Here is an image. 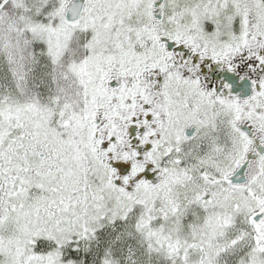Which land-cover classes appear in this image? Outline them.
<instances>
[{
	"label": "snow or ice",
	"instance_id": "6c2138e0",
	"mask_svg": "<svg viewBox=\"0 0 264 264\" xmlns=\"http://www.w3.org/2000/svg\"><path fill=\"white\" fill-rule=\"evenodd\" d=\"M0 264H264V0H0Z\"/></svg>",
	"mask_w": 264,
	"mask_h": 264
}]
</instances>
